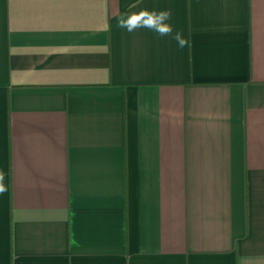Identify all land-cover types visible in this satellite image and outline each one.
Segmentation results:
<instances>
[{"label":"crops","instance_id":"1","mask_svg":"<svg viewBox=\"0 0 264 264\" xmlns=\"http://www.w3.org/2000/svg\"><path fill=\"white\" fill-rule=\"evenodd\" d=\"M0 176V264H264V0H0Z\"/></svg>","mask_w":264,"mask_h":264},{"label":"clouds","instance_id":"2","mask_svg":"<svg viewBox=\"0 0 264 264\" xmlns=\"http://www.w3.org/2000/svg\"><path fill=\"white\" fill-rule=\"evenodd\" d=\"M141 15L144 18V23L137 24L132 16H121L118 20V26L126 28L128 31H135L138 27H146L151 31H155L159 36H172L178 42L180 47H184L187 41L182 38L181 33L176 32L173 35V28L171 24L167 23L171 19L170 11H148L141 10ZM2 179V176H0Z\"/></svg>","mask_w":264,"mask_h":264}]
</instances>
